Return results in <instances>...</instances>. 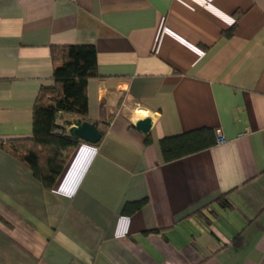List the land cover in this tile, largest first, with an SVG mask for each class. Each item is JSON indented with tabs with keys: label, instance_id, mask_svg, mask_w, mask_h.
Segmentation results:
<instances>
[{
	"label": "crops",
	"instance_id": "0c3cea01",
	"mask_svg": "<svg viewBox=\"0 0 264 264\" xmlns=\"http://www.w3.org/2000/svg\"><path fill=\"white\" fill-rule=\"evenodd\" d=\"M71 44L96 47L88 116L111 123L52 188L0 148V264H264V0H0V141L32 137ZM198 128L225 140L164 160Z\"/></svg>",
	"mask_w": 264,
	"mask_h": 264
},
{
	"label": "trees",
	"instance_id": "16d2710c",
	"mask_svg": "<svg viewBox=\"0 0 264 264\" xmlns=\"http://www.w3.org/2000/svg\"><path fill=\"white\" fill-rule=\"evenodd\" d=\"M238 19L239 17H236L234 25L226 33L227 37L233 34ZM51 56L54 65L52 84L41 87L34 103L32 137L9 142L0 141V148L26 164L34 177L46 188L55 185L72 150L84 142L70 135L71 122L67 123L68 127L58 123L59 115L66 113L75 118V121L94 123L101 131L102 138L112 119L111 117L107 122H93L88 116V82L92 78L100 77L96 47L92 44L52 46ZM150 140V136H147L146 141ZM217 143L216 130L198 128L163 137L160 147L164 160L173 161L209 149ZM219 201L224 206H229L225 195L220 197ZM146 203L147 199L128 202L123 213L134 214ZM236 240L239 244L241 236Z\"/></svg>",
	"mask_w": 264,
	"mask_h": 264
},
{
	"label": "water",
	"instance_id": "95a60500",
	"mask_svg": "<svg viewBox=\"0 0 264 264\" xmlns=\"http://www.w3.org/2000/svg\"><path fill=\"white\" fill-rule=\"evenodd\" d=\"M136 127L144 133H149L152 127V119H140L136 122ZM69 133L72 137L91 144H97L102 139L101 131L94 123L88 121H75L69 129Z\"/></svg>",
	"mask_w": 264,
	"mask_h": 264
},
{
	"label": "built area",
	"instance_id": "2783aa9c",
	"mask_svg": "<svg viewBox=\"0 0 264 264\" xmlns=\"http://www.w3.org/2000/svg\"><path fill=\"white\" fill-rule=\"evenodd\" d=\"M217 136H218V143H223L225 139L221 135L220 131H217Z\"/></svg>",
	"mask_w": 264,
	"mask_h": 264
},
{
	"label": "bare ground",
	"instance_id": "6f19581e",
	"mask_svg": "<svg viewBox=\"0 0 264 264\" xmlns=\"http://www.w3.org/2000/svg\"><path fill=\"white\" fill-rule=\"evenodd\" d=\"M140 117V116H139Z\"/></svg>",
	"mask_w": 264,
	"mask_h": 264
}]
</instances>
